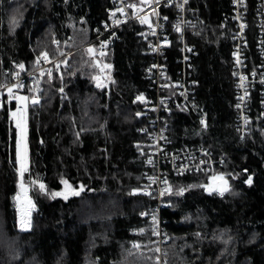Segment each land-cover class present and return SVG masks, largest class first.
<instances>
[{
  "label": "trees",
  "instance_id": "obj_1",
  "mask_svg": "<svg viewBox=\"0 0 264 264\" xmlns=\"http://www.w3.org/2000/svg\"><path fill=\"white\" fill-rule=\"evenodd\" d=\"M188 5L197 20L185 40L196 49V104L205 110L207 125L202 128L178 104L171 86L167 135L176 146L202 145L223 156L216 170L229 190L207 193V173L169 175L161 210L162 264H264V126L255 108L258 93L252 95L250 130L241 136L234 123L232 31L219 26L229 0H189ZM115 8L112 0H0V83L11 78L17 64L32 70L36 55L68 52L51 80L35 82L39 103L32 104L35 85L24 87L30 95L27 184L35 204L25 231L17 229L10 206L19 181L18 131L8 121L7 105H0V264H157L151 224L138 216L148 201L138 194L146 166L136 144L144 137L136 129L147 126L150 113L144 114L137 97L151 94L143 76L150 61L139 36L143 25L121 26L104 58L87 51L94 47L86 42ZM160 10L172 15L168 8ZM253 28L252 20L248 41L256 60ZM179 46L176 32L166 51L170 79L179 66ZM103 60L112 64L108 77ZM63 180L77 190L83 185V191L53 197Z\"/></svg>",
  "mask_w": 264,
  "mask_h": 264
},
{
  "label": "built area",
  "instance_id": "obj_2",
  "mask_svg": "<svg viewBox=\"0 0 264 264\" xmlns=\"http://www.w3.org/2000/svg\"><path fill=\"white\" fill-rule=\"evenodd\" d=\"M112 2L116 4V8L110 11L112 13L110 19L103 20L100 28L97 29V35L86 43L93 42V53L104 58L108 44L119 38L118 30L121 26L132 21L143 25L139 36L147 43L150 52V61L144 68L143 76L148 81L151 94H142L143 99L140 100L146 108L144 114L150 113L147 126L136 129L144 137L136 144L142 150L146 166L138 194L148 201V204L140 209L138 216L151 224L152 233L157 242L156 262L162 264L164 220L161 210L164 208V197L169 190V175L202 172L209 174L208 182L211 177H224L223 173L216 170L222 165L223 156H215L209 148L202 145L176 146L167 135L165 109L171 99V95L166 92L168 88L173 87L178 104L190 110L197 117L202 128L207 125L205 110L196 104L197 82L192 72V57L196 54V49L185 40L188 32H194L197 20L194 15L195 8L188 5L189 0H159L158 3L156 0H145V2L142 0H112ZM129 5H135V7H129ZM162 7L170 9L172 15L169 17L166 11L162 12L160 10ZM121 8L123 11H118ZM143 19H146L147 23H141ZM252 20L254 22L253 48L258 55L256 60L250 54L252 49L248 41ZM177 25L180 31L176 30ZM219 26L220 28L229 26L232 31L231 64L236 97L234 123L238 133L243 136L250 130V113L253 112L252 95H257L256 93L258 95L255 108L264 126V0H252L251 2L249 0H229V11L220 21ZM176 32L180 34V55L177 58L179 66L175 70L174 78L170 79L168 78L166 51L171 45L172 34ZM104 36L107 38L104 39ZM66 53L68 52L61 51L56 57L47 55V59L36 55V65L32 70H23L17 64L11 78L0 83V105L3 102L7 105L8 121L13 127L17 129L18 109L22 108L26 122V108L29 102V98L26 104L18 102L16 97H28L24 91L27 83L31 87L34 85L36 87V83L42 77L51 80L59 71L60 62ZM38 58L39 62H37ZM105 65H110V67L105 68ZM102 66L104 76L108 77L112 71L111 62L103 60ZM7 72L8 70H5V73ZM241 77H244L243 81ZM14 85L22 86L13 87ZM9 88H12L11 98L8 93ZM37 93L36 87L33 99H38ZM14 112H17V116L12 115ZM25 144L27 155V134ZM214 181L217 186L212 189H218L220 180ZM207 183L203 184L207 193L221 195L218 190H206ZM130 232L135 234L137 230L132 228ZM135 245L136 243H133L134 247Z\"/></svg>",
  "mask_w": 264,
  "mask_h": 264
},
{
  "label": "snow or ice",
  "instance_id": "obj_3",
  "mask_svg": "<svg viewBox=\"0 0 264 264\" xmlns=\"http://www.w3.org/2000/svg\"><path fill=\"white\" fill-rule=\"evenodd\" d=\"M142 2H145V0H142ZM156 2L158 3L159 0H156ZM129 7H135V5H129ZM118 11H123V9H118ZM13 23H15V20L13 21ZM141 23H147L146 19L141 20ZM243 27V25L241 26ZM176 30L180 31V27L179 25L176 26ZM101 47H103V45H101ZM88 53H93L94 49L93 48H88L87 49ZM103 54V53H102ZM47 53H41V56L44 57L45 59H47ZM37 62H39V58L37 60ZM18 67H20L21 69L24 67L23 65H18ZM105 68H109L110 65H105ZM18 75V74H17ZM94 80H97V87H103V83L99 80L98 77H93ZM244 77H241V80L243 81ZM22 85H14L13 87H20ZM62 91V89H61ZM8 93H9V97H12V88L8 89ZM138 100H142L143 97H137ZM241 99H243V97H241ZM16 100L18 102H24L26 104V102L28 101V97H24V96H20V97H16ZM39 103L38 99H33L32 100V104H37ZM239 107V105L237 106ZM17 112L19 113V119L17 120L16 123V127L19 130L17 132V162L20 165V174L21 176H23V173L25 171H27V167L25 164V157H26V144H25V139H26V127H25V118H24V112L21 109H18ZM17 112L12 113L13 116H17ZM139 115V114H138ZM201 123L203 124L204 121L202 120ZM214 180H220L223 182V184L218 188V189H210V188H206V190H218L220 192V194L222 195L224 192L228 191V186H227V181L224 180L223 176H216V177H211L210 181H214ZM33 184L36 183V181H32ZM62 183L65 185V191L62 192H53L51 193V195L53 197L56 196H63L64 199H67L68 196L70 195H75L78 196L80 195V191H83V185L80 186V189L77 190L75 188L72 187V185L68 184L67 181H62ZM248 183H251V177H249V181ZM21 188L23 189V184H21ZM39 189L43 192L46 190V186L43 183L39 184ZM184 190L181 189L177 194H182ZM28 207H29V211H25L21 214V219L19 221L20 224V228L21 230H26L27 228H29L31 226V222L29 219L30 216V209L32 207H34V205L31 204V201H28ZM143 231V230H141ZM135 247H139V245H135Z\"/></svg>",
  "mask_w": 264,
  "mask_h": 264
},
{
  "label": "rangeland",
  "instance_id": "obj_4",
  "mask_svg": "<svg viewBox=\"0 0 264 264\" xmlns=\"http://www.w3.org/2000/svg\"><path fill=\"white\" fill-rule=\"evenodd\" d=\"M28 95H29V93L27 94V96ZM25 164H26V167H27L28 166L27 155L25 157ZM19 169H20V165L18 166L19 181H18V185H17V190H16V193L12 196V199H11V202H10V206H11V208L14 211V218H15V223L17 225V229L20 228L19 221L21 219V214L23 212H25V211H29L28 201H31L32 205L34 203L33 198L30 195L29 187H28V184H27L28 172L25 171L23 173V176H21ZM63 181H66V180H63ZM21 184H23V189L21 188ZM216 186L217 185H216L215 181H209L207 183V187L210 188V189L215 188ZM62 191H65V185L64 184H63V187L61 189L55 190L54 192H62ZM60 197H63V196H60ZM34 209H35L34 207H32L30 209V216H29L30 222H31L32 213H33Z\"/></svg>",
  "mask_w": 264,
  "mask_h": 264
},
{
  "label": "water",
  "instance_id": "obj_5",
  "mask_svg": "<svg viewBox=\"0 0 264 264\" xmlns=\"http://www.w3.org/2000/svg\"><path fill=\"white\" fill-rule=\"evenodd\" d=\"M23 70H25V68L23 67ZM27 155H28V152H27ZM224 180H226L227 181V185H228V180L226 179V178H224ZM223 184V182L222 181H220V186ZM33 205H34V208H35V204L33 203Z\"/></svg>",
  "mask_w": 264,
  "mask_h": 264
}]
</instances>
